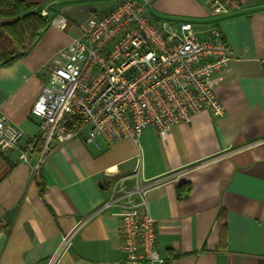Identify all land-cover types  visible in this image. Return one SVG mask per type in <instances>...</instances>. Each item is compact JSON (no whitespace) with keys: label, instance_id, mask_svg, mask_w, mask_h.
<instances>
[{"label":"crops","instance_id":"1","mask_svg":"<svg viewBox=\"0 0 264 264\" xmlns=\"http://www.w3.org/2000/svg\"><path fill=\"white\" fill-rule=\"evenodd\" d=\"M20 1L66 18L68 27L50 25L24 59L0 68V119L24 134L16 149L0 152V228L10 224L0 230V264H126L116 216L122 202L103 209L122 195L113 186L124 177L156 220L167 260L264 264V0H236L219 19L231 51L215 85L223 116L199 112L166 138L148 128L137 141L53 143L42 161L30 153L31 164L20 155L39 139L32 108L48 80L46 63L116 0ZM149 2L156 16L191 21L199 32L211 22L209 0ZM184 183L191 192L180 200Z\"/></svg>","mask_w":264,"mask_h":264},{"label":"built area","instance_id":"2","mask_svg":"<svg viewBox=\"0 0 264 264\" xmlns=\"http://www.w3.org/2000/svg\"><path fill=\"white\" fill-rule=\"evenodd\" d=\"M208 4L211 22L203 32L191 21L156 16L149 0H116L109 11L91 14L82 35L46 63L48 80L32 108L44 142L41 161L53 143L80 139L99 147V139L108 145L137 141L148 128L166 138L174 126L190 123L199 112L223 116L215 85L231 51L218 23L238 4ZM51 25L66 30L68 21L54 18ZM23 136L18 127L0 119V152L16 149ZM33 149L28 146L20 159L31 164ZM127 180L113 186L122 195L103 206L111 209L122 202L116 216L124 263L175 264L160 254L156 220L141 211L144 200L132 199L135 190ZM68 245L64 238L62 250Z\"/></svg>","mask_w":264,"mask_h":264},{"label":"trees","instance_id":"3","mask_svg":"<svg viewBox=\"0 0 264 264\" xmlns=\"http://www.w3.org/2000/svg\"><path fill=\"white\" fill-rule=\"evenodd\" d=\"M42 11V6L25 1L0 0V68L10 67L24 59L48 30L54 16L49 12L43 15ZM43 147L44 142L39 138L33 152L40 154ZM190 192L188 183L181 184L178 187V198L184 200ZM9 227L10 224L0 230Z\"/></svg>","mask_w":264,"mask_h":264}]
</instances>
